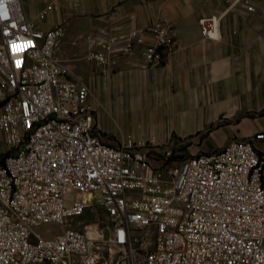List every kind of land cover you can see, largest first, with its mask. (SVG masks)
Wrapping results in <instances>:
<instances>
[{
	"label": "built area",
	"instance_id": "1",
	"mask_svg": "<svg viewBox=\"0 0 264 264\" xmlns=\"http://www.w3.org/2000/svg\"><path fill=\"white\" fill-rule=\"evenodd\" d=\"M221 18L201 17L202 34L219 39ZM146 34L145 59L157 63L176 34L163 19L98 37L88 57L110 64ZM64 36L62 24L29 20L22 0H0V131L11 151L0 158V264H264V155L253 142L177 163L166 151L159 165L144 138L105 142L90 85L65 78L56 56ZM92 204L111 218L108 244L98 227L67 226ZM52 223L62 227L52 236L34 230Z\"/></svg>",
	"mask_w": 264,
	"mask_h": 264
},
{
	"label": "crops",
	"instance_id": "2",
	"mask_svg": "<svg viewBox=\"0 0 264 264\" xmlns=\"http://www.w3.org/2000/svg\"><path fill=\"white\" fill-rule=\"evenodd\" d=\"M51 1L57 8L41 18ZM22 9L45 30L64 25L56 56L67 69L65 78L90 85L105 142L144 138L155 165L166 151L177 163L231 141H252L264 155V138L256 139L264 133V0H22ZM214 14L222 17L219 39L204 36L199 24ZM159 19L176 31L159 62L145 59L149 34L131 54L113 56L110 64L88 57L100 48L98 37Z\"/></svg>",
	"mask_w": 264,
	"mask_h": 264
},
{
	"label": "rangeland",
	"instance_id": "3",
	"mask_svg": "<svg viewBox=\"0 0 264 264\" xmlns=\"http://www.w3.org/2000/svg\"><path fill=\"white\" fill-rule=\"evenodd\" d=\"M10 152L11 151L5 145L3 134L0 131V158L9 154ZM67 226L77 229H85L87 226H91L93 236L97 235L95 228L98 227V229L103 234V242L108 244L111 241V235L109 233V227H112L111 218L107 214L106 210L97 204L86 206L80 212L74 214L69 219ZM48 229H50V232H47ZM61 229V225L52 223L37 226L34 230L36 232L42 233L45 237H49L60 232Z\"/></svg>",
	"mask_w": 264,
	"mask_h": 264
},
{
	"label": "clouds",
	"instance_id": "4",
	"mask_svg": "<svg viewBox=\"0 0 264 264\" xmlns=\"http://www.w3.org/2000/svg\"><path fill=\"white\" fill-rule=\"evenodd\" d=\"M5 13H6V14H5L4 16L6 17V16H7V12L5 11Z\"/></svg>",
	"mask_w": 264,
	"mask_h": 264
},
{
	"label": "snow or ice",
	"instance_id": "5",
	"mask_svg": "<svg viewBox=\"0 0 264 264\" xmlns=\"http://www.w3.org/2000/svg\"><path fill=\"white\" fill-rule=\"evenodd\" d=\"M6 13L5 12H3V15H5Z\"/></svg>",
	"mask_w": 264,
	"mask_h": 264
},
{
	"label": "trees",
	"instance_id": "6",
	"mask_svg": "<svg viewBox=\"0 0 264 264\" xmlns=\"http://www.w3.org/2000/svg\"><path fill=\"white\" fill-rule=\"evenodd\" d=\"M6 156V155H5ZM5 156L1 157V158H4Z\"/></svg>",
	"mask_w": 264,
	"mask_h": 264
}]
</instances>
